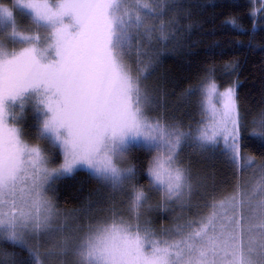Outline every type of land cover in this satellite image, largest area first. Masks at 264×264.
I'll use <instances>...</instances> for the list:
<instances>
[{
	"label": "snow or ice",
	"instance_id": "snow-or-ice-1",
	"mask_svg": "<svg viewBox=\"0 0 264 264\" xmlns=\"http://www.w3.org/2000/svg\"><path fill=\"white\" fill-rule=\"evenodd\" d=\"M33 23L48 33L39 36L16 30L14 14L0 7V26L19 52L0 47V229L9 240L22 242L25 233L49 232L57 213L46 187L54 176L78 168L90 170L114 189L132 185V211L138 212L147 194L133 183L135 166L125 163L130 145L156 152L147 168L150 183L166 200H183L193 190L189 169L179 152L190 133L152 120L151 98L129 63L141 30L154 31L148 21L155 9L147 0H16ZM141 71H144L143 69ZM208 102L217 96L222 119L198 130L203 147L223 140L237 166L240 122L234 88L219 92L215 82L205 88ZM34 101L39 114V139L63 154L57 168L47 154L30 145L15 126L17 102ZM214 111V109H213ZM264 136V132L253 133ZM163 153V155H160ZM250 165L252 161H247ZM242 194L213 203L210 213L192 221L175 241L154 240L123 219L88 226L76 247L80 264H264V232L253 239L243 215ZM258 207L264 209V200ZM259 227L264 230V217ZM42 264L40 253H31Z\"/></svg>",
	"mask_w": 264,
	"mask_h": 264
},
{
	"label": "trees",
	"instance_id": "trees-1",
	"mask_svg": "<svg viewBox=\"0 0 264 264\" xmlns=\"http://www.w3.org/2000/svg\"><path fill=\"white\" fill-rule=\"evenodd\" d=\"M15 1L0 0V6L13 7ZM149 4L155 5L151 0ZM160 6L154 31H141L136 42L140 51L129 57L133 72L140 75L141 85L151 98L152 118L190 133L187 140L200 146L195 137L206 122L197 88L210 82H215L219 90L236 86L240 165L233 163L228 150L219 143L207 145L209 157L203 159L197 154L199 157L188 162L205 179L213 203L244 180L246 160L252 159L253 166L264 169V136L253 134L264 132V22L255 20L251 0H162ZM18 16L28 19L21 12ZM20 29L25 34L28 26L23 24ZM6 32L0 26L1 40ZM31 117L27 122L29 132L38 130V117L34 121ZM49 149L56 155L53 162L60 161L58 148ZM135 151L131 161L137 176L133 183L146 192L151 210L155 205L159 210L162 201L151 190L147 175L150 155L140 149ZM108 189V182L80 169L57 179L52 196L58 208L74 213L78 223L87 225L100 222L96 218L98 209L109 207ZM130 191L133 195V187ZM128 194L127 191L129 199ZM152 213L149 212L148 222L156 231L173 218L161 212ZM2 252L9 262L0 264H34L30 251L20 245H3Z\"/></svg>",
	"mask_w": 264,
	"mask_h": 264
},
{
	"label": "rangeland",
	"instance_id": "rangeland-1",
	"mask_svg": "<svg viewBox=\"0 0 264 264\" xmlns=\"http://www.w3.org/2000/svg\"><path fill=\"white\" fill-rule=\"evenodd\" d=\"M149 1L150 0H147L148 3ZM153 2L155 5L151 6L155 9V12L149 19L148 26L154 29V22L156 20L155 17L157 15H160L162 10V6H160L162 5V0H151V3ZM251 3L252 14L255 20L257 22H264V0H251ZM7 8L14 14L17 32H23L20 27L23 24H26V26H28V30L27 32H25V34H21L25 36H39L41 44L45 43L48 33L45 32L43 28H39L33 23L31 14L27 12V10L20 8L16 1L13 3V7L8 6ZM17 11L28 16V19H21L18 16ZM163 30V28H161L160 30L161 36ZM25 46L26 45L19 42H14L10 37L9 31L6 32V37L4 36V40L0 39V47H2L4 51H8L9 53L19 52ZM133 53H135V51ZM208 84L209 83H205L203 86L201 84V86L197 88V93L199 94L200 92V97L203 102V115H205L204 122L207 123H205V126L207 125L208 127H210L213 125L214 121H220L222 119V106L219 103V98L217 96H213L211 98V104H209L208 97L205 94V88ZM231 88L235 89L236 86H232ZM225 90L218 89L219 92H223ZM151 108L152 106L149 105L147 108V115L150 119L154 120L151 115ZM13 112L16 116L15 126L21 130L23 139L30 145H38L41 149L44 150L50 162L49 167H59V165L63 162L62 152L58 149L61 153V159L57 163H54L53 160L56 158V155H53V153L49 152V148L52 146L51 143L47 140L39 139L38 130H32V132H29L27 130V122L31 121L30 115L32 116L31 119L33 121L36 117H38L39 119V114L35 110L34 101L31 99L24 101L22 108L20 106V102H17V105L14 107ZM218 143L225 147L224 149H227L222 139H220ZM218 143L214 145H218ZM138 149L142 150L144 154L148 153L151 158L150 161L154 156L157 155L156 152H149L137 144H132L130 145V149L126 156V161L125 163L121 164V167L133 166L131 161L133 153ZM209 151V146H197L187 139L182 144L179 152V161L184 167L189 169L193 184V190L191 194L185 197L183 200L173 199L171 201H168L165 199L163 193L158 191L156 187H153L150 184L151 190H155L162 201L159 207L160 211L157 209V205L153 206V209L151 210V208L149 207V200L147 198L146 202L142 203V206L140 207L138 212L134 213L131 206V198L133 197V195L130 189L132 188V185L125 184L123 188L114 190L109 184V196L107 198L109 207L98 209V216L96 218H100V222H108L112 219L113 216H115L117 218L123 219L124 221L135 227H138L141 230L142 235L147 234L151 239L161 241H175L180 238L177 233L183 230L186 225H188L192 221H196L203 217H206L210 213V206L213 203H218L219 201L225 200L226 198H229L233 195L242 194L244 199L247 201L243 209V215L251 223V226L253 228L251 235L253 239L259 242L261 233L264 232V230L259 227L260 223L262 222V217H264V209L258 207L260 201L264 200V169L253 166L252 163L254 162L252 161V159L246 160V162L244 163V171L246 174L245 178H243L244 180H242L238 186L236 185L231 193L226 196L224 195L222 198L220 197L218 201L211 203L208 193L209 188L208 184L204 182L205 179L201 177L202 175H197L196 172H194V170L188 165L189 160H191L193 157H199L197 156V154H200L201 158L203 159L209 157ZM160 155H163V153H161ZM247 161H252V163L249 165ZM80 169L86 170L94 175L88 169L78 168L70 174L54 176L53 181L50 182L46 187L47 197L53 204L55 212L57 213L56 218L53 222L52 229L49 232L25 233L22 242H15L9 240L7 236L3 235V230L0 229V262H9L7 260L8 258H5V255L2 252L3 245L13 246V244H15L26 248L28 252L30 251V254L33 250L38 251L40 253L42 264H80V258L76 254V247L80 243L84 234L87 232L88 226L96 225L99 221H94L93 224L87 225L78 223V221H76L74 217L76 215L72 212H67L58 208L52 196V187L57 179L64 176H70ZM127 191L129 193L128 195L130 196L129 199L127 197ZM152 211V215L157 212H161L165 215L173 216V218H171L172 221H170L168 225L161 227L158 231L153 230V227L148 222V216H150L149 212ZM152 231L156 234L153 235Z\"/></svg>",
	"mask_w": 264,
	"mask_h": 264
}]
</instances>
